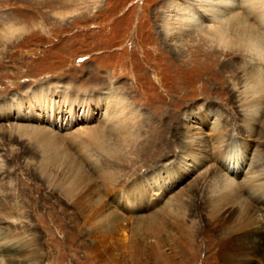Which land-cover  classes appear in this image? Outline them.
<instances>
[{"label":"rangeland","instance_id":"obj_1","mask_svg":"<svg viewBox=\"0 0 264 264\" xmlns=\"http://www.w3.org/2000/svg\"><path fill=\"white\" fill-rule=\"evenodd\" d=\"M167 1L0 0V29H28L0 40L3 264H221L223 239L255 228L264 237V211H256L264 204V112L249 135L234 90L255 61L244 51L222 53L206 25L178 40V56L161 28ZM48 86L104 98L117 88L135 110L136 133L104 125V101L63 106ZM36 91L45 97L31 105L27 94ZM15 102L30 119L18 116ZM15 117L46 126L55 143L34 138V128L20 133ZM194 131L207 163L186 174L182 156ZM48 148L58 157L44 170ZM227 175L239 185H225ZM142 189L149 203L141 206L154 202L148 214L174 192L180 198L164 216L137 218L131 206L142 197L131 194ZM223 204L233 206L229 213Z\"/></svg>","mask_w":264,"mask_h":264},{"label":"bare ground","instance_id":"obj_2","mask_svg":"<svg viewBox=\"0 0 264 264\" xmlns=\"http://www.w3.org/2000/svg\"><path fill=\"white\" fill-rule=\"evenodd\" d=\"M96 1L97 0H95V2ZM185 2L187 4L184 7V5L181 4L182 2H178L177 0H168L166 2L165 8L162 10V13H161V19H162L161 28L163 29V32H165V34L169 33V37L167 41L173 40V45H177V47L180 46V50L175 49V47H173L174 50L177 52L178 56L184 45L183 43H179L178 40H181L182 36H186L185 34L186 32L188 31L192 32L194 30H198L201 26L206 25L207 26L206 34L208 35L207 37L217 43V47L219 48V50H221L222 53H226L230 50H233L234 52L244 51L245 53L251 55V57L255 61L251 70L245 75V77H243L242 82L234 86V90H235V93H237L239 105L242 110V114L244 115L246 119L245 125L248 126L247 130H250L249 135H251L253 131V124L257 122L258 115L264 112V62H260L258 60V57L256 56V53L259 51L258 45L264 44V0H187ZM71 4L72 3L70 2L67 3L68 6H70ZM208 21H210V23ZM25 31H28V29L25 27H20V26L11 24L10 26L0 29V40L6 43L10 40H13L14 38H17L21 33ZM108 80H109L108 85L110 84L109 86L111 87L117 86L115 85L116 82H113L111 79H108ZM48 89H51L54 93H56V95L57 94L61 95L59 100H55V101L62 103L63 106L73 105L74 102H76L75 99L82 100L76 103H85V101L87 102V100H89L90 97L98 98L100 99L101 102L104 101L105 103L106 110L104 113L105 115L103 116L104 125H108L110 126V128L115 129V130H117L116 128L118 127L117 131L120 132L119 134L125 135V133L132 134L134 132L135 128L133 129L132 127L135 125L134 124L136 120L135 117H137V116L134 117L135 110L133 109V106L128 103V100H127L128 96L126 97L123 93L118 91L117 88H114V91L108 94V96H106L105 98H104V95L99 94V93H103L102 91H98L97 93H84L82 97H81L82 94L77 93L75 94L76 97H72V95L74 94L70 93V89L68 87H66L65 89L55 87L54 89L48 86L47 89L45 90H48ZM40 91L41 90H39L38 92ZM38 92L37 91L33 93L28 92L27 98L31 100V105H33L34 103H40L42 101L41 97H45V95L44 96L40 95ZM12 105L15 107L14 109L16 110V112H19V115H18L19 117H21L22 119H27V120L30 119L29 116L26 114V111L21 108L22 107L21 102H15ZM86 107L87 106L84 104L81 105V108L86 109ZM14 119L16 121H19V122H14V126L18 127V131L20 133L22 132L28 133V131L34 128L37 130H33V132L30 133L33 135L34 138H37V139L40 138V140H42L46 144V146H49L55 143L54 140L52 139L53 137L52 138L48 137V131H46L47 129L46 126L35 128V126L32 125L33 123L30 124V123L23 122L21 121L22 119L18 120L17 117H15ZM42 131H43V134H42L43 136L39 137ZM190 134H189L190 135L189 139L186 140L187 145L185 146V149H184L185 154H183L182 156L184 164L181 167V171L186 174L192 171H195V170L197 171L201 165H206L207 163V156L205 154L207 150L203 149V146H201L202 142L204 141L202 138V135L195 131L194 133L192 132ZM136 135H138V133ZM142 138H144V135H142L140 140ZM100 139L102 138L100 137ZM97 141L99 142V140H96V142ZM144 143L145 142H142L141 145L144 148H146ZM57 157L58 155L52 153L49 150V148L45 150L44 152L45 163L44 165H42V168L46 170L50 161L51 160L56 161ZM226 162H229V161H226ZM235 174H238V173H235ZM73 175H76V174H73ZM233 177L234 176L227 175L226 179L224 180L225 185L227 184L229 186H237L239 179L236 178L237 181H235L236 179H234ZM241 180L243 181L245 179L243 178ZM253 184H255V181ZM162 188H164L163 193L171 192L169 187L166 188V186L162 185L161 189ZM217 190L220 192L219 197L221 200L223 186L222 185L219 186ZM145 193L147 194V192H144V190L142 189L140 191L139 190L133 191L131 194L132 198L139 199L142 197V200L140 203H136L131 206V209L134 212L138 211L135 215L137 218L147 217V219H150L154 215H157V214H159L160 216L162 215L164 216L168 214V211L174 205L175 200H179L180 198L179 195L175 194L177 192H174V196L171 194L170 196L172 197H169L168 199H166V204L164 205V207L166 206L168 210L166 207L165 208L162 207L154 214L153 213L148 214L149 212L145 213L144 211H147L150 206H154V202L150 204L149 206L143 208V206H141V203H145V204L149 203V200L146 201V199L144 198L146 195ZM261 193L263 194V191ZM151 195H154V194H151ZM260 198L261 197H257L256 199H259L260 201H262ZM237 199H240V198H237ZM213 204H216V202H213ZM137 206H141L142 209L141 207L137 208ZM231 207L233 206L223 204L221 206V209H224V212L229 213L228 211ZM256 211L257 213H259V211H261L262 213V211H264V204L259 205ZM228 233L232 234L231 231ZM259 233L260 231L257 228H255L251 232H248V234L245 233L244 236L231 239L228 242L225 239H223V241H221V244H220L221 247H219V252H220L219 256H220L221 264H264V237L260 235ZM225 237L230 238L231 236L226 235Z\"/></svg>","mask_w":264,"mask_h":264},{"label":"clouds","instance_id":"obj_3","mask_svg":"<svg viewBox=\"0 0 264 264\" xmlns=\"http://www.w3.org/2000/svg\"><path fill=\"white\" fill-rule=\"evenodd\" d=\"M4 23L6 25L8 22H4ZM258 48L259 51L256 53V56L258 57V60L260 62H264V44H259ZM205 50H209V49L206 48ZM0 264H3V261H0Z\"/></svg>","mask_w":264,"mask_h":264}]
</instances>
